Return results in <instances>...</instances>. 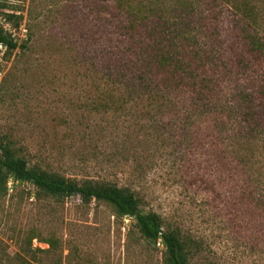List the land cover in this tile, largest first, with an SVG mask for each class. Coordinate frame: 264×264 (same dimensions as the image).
<instances>
[{"label":"rangeland","instance_id":"374dc122","mask_svg":"<svg viewBox=\"0 0 264 264\" xmlns=\"http://www.w3.org/2000/svg\"><path fill=\"white\" fill-rule=\"evenodd\" d=\"M178 1H191L198 12L209 13L211 0ZM233 1L242 11L244 5L250 9L246 14L252 15L264 40V0ZM1 3L6 6H0L1 14L20 17L15 20L20 29L15 21L10 26L18 29L14 37L27 48L0 52V135L31 167L67 179L130 187L142 196L145 212L164 215L202 244L197 262L264 264V231L258 235L249 228L243 205L234 207L232 195L217 181L209 158L210 130L202 124L191 127L190 139L197 140V147L184 143L181 136L178 144L168 142L173 132L169 124L144 142L143 131L137 138L132 128L141 119L136 111L126 118L95 111L87 62L121 42L120 30L113 26L112 39L106 33L92 37L99 26L94 11L102 4L95 3L98 8L93 11L92 0ZM219 4L218 32L224 44L221 48L214 43L213 50L227 63L233 58L227 53L229 46L243 44L236 28L243 13L236 17L226 0ZM252 72L259 86L264 85V58L256 65L257 73ZM155 114L152 122L173 119ZM180 151L188 154L187 160L180 158ZM162 253L160 246L142 239L131 219L121 218L104 202L46 199L32 186L12 182L7 191L0 190V264H164Z\"/></svg>","mask_w":264,"mask_h":264},{"label":"trees","instance_id":"16d2710c","mask_svg":"<svg viewBox=\"0 0 264 264\" xmlns=\"http://www.w3.org/2000/svg\"><path fill=\"white\" fill-rule=\"evenodd\" d=\"M1 1L0 6L5 8ZM92 1L93 11L98 8L95 3H100L99 11L106 14L94 11L99 26L91 32L92 37L106 33V38L112 39L110 26L117 27L121 35L119 45L102 50L100 56L87 62L95 111L124 118L136 111L141 119L132 128L137 138L143 131L144 142L154 130H165L164 124H169L173 132L168 142L178 144L177 138L181 136L184 143L196 146L197 140L190 139L191 127L205 126L212 132L209 158L215 165L219 185L232 195L234 207L243 205L249 228L261 235L264 231V85L259 86L255 81L259 78L251 74L264 58V40L254 27L256 21L252 15L246 14L250 9L244 5L246 11H242L235 1L226 0L237 11L236 17L243 13L236 22L243 44L236 41L234 46H229L227 53L233 58L226 56V63L213 50L214 43L221 48L224 44L218 32L221 11L217 9L222 7L219 0H211L209 13L200 11L204 15L191 1ZM0 17L8 25L20 19L13 14L0 13ZM248 19L252 24L246 22ZM16 26L20 29L19 22ZM17 28L11 26L9 32L0 26V45L9 52L27 48V43L20 45L14 37L13 30ZM155 112L167 120L172 117L174 122L173 119L167 123L155 119L152 122ZM126 134L128 139L133 136L131 132ZM179 155L181 159L188 157L183 151ZM9 182L30 185L39 197L46 199L74 197L86 205L104 202L121 218L131 219L148 244L162 248L164 264H209L196 261L202 248L196 238L164 215L145 212L142 196L130 187L67 179L40 166L31 167L14 144L0 135V190L7 191Z\"/></svg>","mask_w":264,"mask_h":264},{"label":"built area","instance_id":"2783aa9c","mask_svg":"<svg viewBox=\"0 0 264 264\" xmlns=\"http://www.w3.org/2000/svg\"><path fill=\"white\" fill-rule=\"evenodd\" d=\"M3 26L4 27V29L6 30V31H9V32H11V26L10 25H8V24H5L4 23V21H3V19L0 17V26ZM13 34H14V32H13ZM4 50H7V48L4 46V45H0V52H2V51H4Z\"/></svg>","mask_w":264,"mask_h":264}]
</instances>
